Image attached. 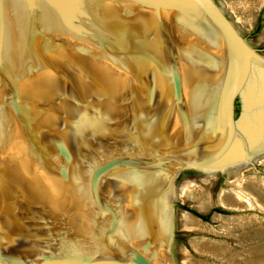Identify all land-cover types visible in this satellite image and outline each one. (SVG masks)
Returning <instances> with one entry per match:
<instances>
[{"label": "water", "instance_id": "1", "mask_svg": "<svg viewBox=\"0 0 264 264\" xmlns=\"http://www.w3.org/2000/svg\"><path fill=\"white\" fill-rule=\"evenodd\" d=\"M251 55L220 0H0V264H184L264 121Z\"/></svg>", "mask_w": 264, "mask_h": 264}, {"label": "bare ground", "instance_id": "2", "mask_svg": "<svg viewBox=\"0 0 264 264\" xmlns=\"http://www.w3.org/2000/svg\"><path fill=\"white\" fill-rule=\"evenodd\" d=\"M260 4V0H242L241 2L237 3L235 7L236 10L247 14L248 12L251 13L253 10H257ZM251 57L264 82V60L255 55H251ZM263 152L264 121L251 147L220 167L219 170L228 171L227 175H225L227 176L226 179L234 176L238 177L239 171L242 168L247 167L246 165L242 166V164H247L250 159L257 157ZM216 172L217 170L210 175H216ZM239 179L240 178L238 177L237 181ZM238 182H241V179ZM251 183L255 184L256 187H260L258 184L251 181L237 183L235 187L233 186L228 189L225 188L226 190L223 189L224 191L221 190L222 192L219 193L220 195L216 196V202L222 207L224 206L223 208L230 210L239 211L252 209L260 212L264 209V204L254 197H251L249 193L250 189L248 187L249 184L251 185ZM201 186L202 185H200V187L199 185L192 186L190 200L198 202V205L196 204L197 206L195 209H198L199 211H206L209 208L210 203L209 186L208 189L206 186ZM217 218L222 221L218 231L212 230L208 226L203 225L198 219L192 217L189 213L187 230L209 232L215 235L222 234L226 237H232L236 241V246L238 245L242 247V251L240 253L233 252V250H230L226 244L212 241H191L190 245L198 255L207 256V258L210 257L213 260H217L219 264H264V221H260L255 217H246L243 219L219 217L218 215L213 217L214 220ZM184 264L195 263L191 262L185 255Z\"/></svg>", "mask_w": 264, "mask_h": 264}, {"label": "rangeland", "instance_id": "3", "mask_svg": "<svg viewBox=\"0 0 264 264\" xmlns=\"http://www.w3.org/2000/svg\"><path fill=\"white\" fill-rule=\"evenodd\" d=\"M224 9L229 13L231 18L233 19L235 25L240 29L244 38L250 42V44L254 47L256 52L264 57V0H260L261 4L257 10H253L251 13H244L242 11L236 10L235 5L241 2L242 0H220ZM245 15V16H244ZM246 17V18H245ZM244 18V19H243ZM247 19V20H246ZM241 182H255L260 187H256L255 184H249V193L251 197L259 200L264 204V156L261 157L255 167H244L239 171V176ZM238 177H229L225 180L224 176L221 175H209L200 182L195 185L206 186L208 189L209 186V195H210V203L206 212L199 211L195 209L198 205L197 201L190 200V208L189 213L192 217L198 219L203 225L208 226L212 230H217L221 226L222 221L217 218L213 219L214 214L217 213L219 217H228V218H237L243 219L246 217H255L260 221H264V209L259 211L246 209V210H223L219 208L216 204V196L220 195L219 193L224 191L223 189H228L231 187H235L238 182ZM208 179V180H207ZM245 180V181H244ZM226 181V182H225ZM210 183V185H209ZM201 186V187H202ZM225 189V190H226ZM222 190V191H221ZM252 190V191H251ZM263 190V191H261ZM260 191V192H258ZM256 194V195H255ZM197 204V205H196ZM212 205V206H211ZM224 207V206H223ZM264 208V207H263ZM226 209V208H225ZM212 241L216 243L226 244L230 250L233 252L240 253L242 251V247L236 246V241L232 237H226L224 235H215L209 232H197L187 230L186 237V247H185V255L189 260L195 264H219L217 260H213L207 256L198 255L190 245L191 241Z\"/></svg>", "mask_w": 264, "mask_h": 264}]
</instances>
